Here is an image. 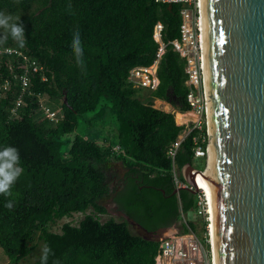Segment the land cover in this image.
I'll return each mask as SVG.
<instances>
[{"label":"trees","instance_id":"1","mask_svg":"<svg viewBox=\"0 0 264 264\" xmlns=\"http://www.w3.org/2000/svg\"><path fill=\"white\" fill-rule=\"evenodd\" d=\"M181 8L180 3L154 0H0V12L19 17L25 29L24 47L11 39L6 45L24 49L45 65V79L41 73L32 76L31 94L14 116L8 109L16 87L0 99V149H19L24 168L12 194L0 195V247L6 264H23L36 236L53 250L48 264H155L158 240L132 233L124 220L101 221L97 214L106 212L100 200L110 189L103 165L112 159L127 169L116 201L147 230L176 223L179 202L184 212L194 208L189 190L173 193L166 156L184 128L176 122L190 109L185 60L171 43L180 36ZM157 21L165 50L156 70L159 82L151 89L131 82L129 71L156 58ZM77 32L83 70L71 47ZM37 93L61 100L63 119L55 127L41 116ZM156 99L166 101L157 102L166 110L169 104L177 109L176 122L173 113L154 106ZM108 124L112 129L107 131ZM193 159L187 135L174 163L181 171ZM8 201L13 208L5 207ZM75 212L84 214L77 224L65 222L59 232L50 229ZM189 229L197 226L187 222L180 228Z\"/></svg>","mask_w":264,"mask_h":264},{"label":"water","instance_id":"2","mask_svg":"<svg viewBox=\"0 0 264 264\" xmlns=\"http://www.w3.org/2000/svg\"><path fill=\"white\" fill-rule=\"evenodd\" d=\"M202 13L216 264H264V0H202Z\"/></svg>","mask_w":264,"mask_h":264},{"label":"built area","instance_id":"3","mask_svg":"<svg viewBox=\"0 0 264 264\" xmlns=\"http://www.w3.org/2000/svg\"><path fill=\"white\" fill-rule=\"evenodd\" d=\"M154 1L182 4L180 11V36L177 39H173L171 43L173 49L185 60V72L187 74L185 85L188 88L186 100L190 109L182 113H190L194 117L177 123L175 119V111L177 109L171 110L176 124L184 127L176 140L166 150V156L171 160V173L176 195L179 196L181 189L189 191L194 189V186L183 178L182 169L179 171L174 163L181 141L187 135H191L193 158H204L206 161L208 154L207 96L204 85V41L201 0ZM153 37L159 44V49L152 64L149 66H134L129 71V80L131 82L137 86H148L151 89H155L159 82L156 70L159 59L165 50L164 42L162 41V23L160 21L154 24ZM4 48H8L11 51L5 52ZM3 63H5L4 70H1ZM44 70L45 65L24 49L15 45L0 47V99L11 90V87H16L8 109L10 117L18 112L24 105L25 97L31 94L30 84L32 76L41 73V80H44ZM36 98L41 116L55 127L63 119L62 109L47 94L37 93ZM113 150L118 151L119 146H114ZM204 170L205 166L202 169L195 168L192 171V178L196 183V191L194 194L192 193L194 196V208L192 210L197 213V219L200 221H192V223L197 226V230H180L182 225L186 226L187 222L190 221L186 219V212L183 211L179 202L177 222L180 224V228L158 240V247L154 257L155 264H216L210 197L204 183L198 182L197 179V175L202 174Z\"/></svg>","mask_w":264,"mask_h":264},{"label":"rangeland","instance_id":"4","mask_svg":"<svg viewBox=\"0 0 264 264\" xmlns=\"http://www.w3.org/2000/svg\"><path fill=\"white\" fill-rule=\"evenodd\" d=\"M52 101L61 109V100H55L52 98ZM157 102L159 101H154V106L156 108H160L162 110L171 112L172 108L170 107L169 110L164 109L162 104H158ZM166 102V101H165ZM168 103V102H167ZM171 105V104H170ZM82 127V126H81ZM81 127L78 128V132L81 131ZM111 130L112 125L108 124L106 126V130ZM107 130V131H108ZM205 159L204 158H194L192 161V166L197 168V169H202L205 166ZM103 169L105 171L107 180H108V186H109V193L102 199L100 200L101 204L105 207L106 212L103 214H99L100 220L104 221L107 218L113 217L116 220H124L127 222L128 227L130 231L134 234L142 235L146 238H151V239H156L159 240L160 238L164 236H168L171 233L175 231V229L180 228V224L178 222L174 223L173 225H170L168 227H165L164 229H156L154 231L147 230L144 228L142 225H140L137 221H135L129 214H127L122 207L121 204H119L116 201V194L121 190V179L124 177V174L126 172V167L123 166V164L120 161L117 160H110L109 162L105 163L103 165ZM181 175V174H180ZM119 198H121V194L119 195ZM93 212L92 210H87V213ZM197 213L193 212V210H190L186 212V219L192 223V221L200 222L199 219H197ZM84 216L83 213H73L69 217H64L55 223H52L50 225V229L56 232L60 231V227L63 223L65 222H71L72 224H77L78 221ZM139 220L142 222L145 221L144 217L142 215H138ZM195 225L194 223H192ZM34 245L35 247L33 250L25 256L22 260L21 263L23 264H31L35 262L40 254H41V248L43 246L42 241L37 238V236L34 239ZM8 261L7 255L3 252L2 248L0 247V264H6Z\"/></svg>","mask_w":264,"mask_h":264},{"label":"clouds","instance_id":"5","mask_svg":"<svg viewBox=\"0 0 264 264\" xmlns=\"http://www.w3.org/2000/svg\"><path fill=\"white\" fill-rule=\"evenodd\" d=\"M69 7L71 6L69 5ZM9 39L19 47H24L26 44L24 25L22 21H19V17L13 18L9 14L0 12V47L6 45ZM71 47L78 66L83 70L85 67L84 50L78 32L73 35ZM4 51L10 52L11 50L4 48ZM23 172L19 149L13 145H7L0 149V195L10 196L12 194V188ZM13 206L11 201L5 204L8 209ZM51 255H54L53 250L45 243L41 248L40 264H48ZM54 264H59V262L55 261Z\"/></svg>","mask_w":264,"mask_h":264},{"label":"bare ground","instance_id":"6","mask_svg":"<svg viewBox=\"0 0 264 264\" xmlns=\"http://www.w3.org/2000/svg\"><path fill=\"white\" fill-rule=\"evenodd\" d=\"M201 19H202V31H203V41H204V29H203V13H202V0H201ZM203 68H204V82H205V91H206V96H207V84H206V65H205V45H204V62H203ZM207 114H208V104H207ZM194 116L190 113H183L182 116L180 117L179 123L186 121L189 118H193ZM208 122V121H207ZM208 129H209V123H208ZM209 164H210V143H209V148H208V154H207V167L203 171L202 174L197 175L198 182L204 183V176L207 174L209 170ZM208 191V190H207ZM209 195V193H208ZM210 197V196H209ZM211 219H212V211H211ZM212 226H213V219H212ZM213 238H214V230H213ZM215 244V242H213ZM215 249V245H214ZM216 254V253H215Z\"/></svg>","mask_w":264,"mask_h":264},{"label":"crops","instance_id":"7","mask_svg":"<svg viewBox=\"0 0 264 264\" xmlns=\"http://www.w3.org/2000/svg\"><path fill=\"white\" fill-rule=\"evenodd\" d=\"M156 101H159V102H165V101H162V100H159V99H156ZM170 105V104H169ZM170 107L172 108V109H174L171 105H170Z\"/></svg>","mask_w":264,"mask_h":264},{"label":"flooded vegetation","instance_id":"8","mask_svg":"<svg viewBox=\"0 0 264 264\" xmlns=\"http://www.w3.org/2000/svg\"><path fill=\"white\" fill-rule=\"evenodd\" d=\"M123 179V178H122ZM174 191V190H173ZM158 229H164V227H160V228H158Z\"/></svg>","mask_w":264,"mask_h":264}]
</instances>
